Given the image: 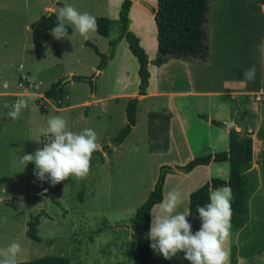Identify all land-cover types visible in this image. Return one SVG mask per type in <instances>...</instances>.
Masks as SVG:
<instances>
[{"label":"rangeland","instance_id":"obj_1","mask_svg":"<svg viewBox=\"0 0 264 264\" xmlns=\"http://www.w3.org/2000/svg\"><path fill=\"white\" fill-rule=\"evenodd\" d=\"M104 1L0 0V248L18 241L22 249L18 261L59 254L67 256L70 264H135L129 218L148 191L151 161L147 149V113L160 110V103L150 98L138 105L131 132L119 147L111 146L112 153L107 156L102 145L109 144V138L123 125L124 102L123 99H105L103 106L101 102L96 103V98L132 92L136 87V70L121 40L115 56L112 54L113 58L106 61L102 70H96L99 58L84 41L108 54V40L117 36V24L110 26L107 36L95 32L88 39L80 36L71 24H68L71 32L67 38L55 39L47 31L44 33L46 48L40 59L34 56L29 30L30 23L49 12V7L58 11L64 3L95 17H108L116 0H111L109 8ZM212 8L211 12L209 3V37L214 26L212 38L221 30V47L226 50L233 69L243 73L255 63L260 68L264 55L257 46L264 44V18L259 14L251 17L240 14L238 21L235 18L234 27L226 28L218 22L219 11ZM145 24L148 25L147 39L151 29L149 23ZM71 75L89 77L92 91L87 82L70 80ZM58 79L65 83L62 108L40 97L43 90ZM20 100L27 106L13 119L9 113ZM33 104L38 111L32 110ZM52 116L65 118L74 131L85 127L96 130L103 156L102 162L90 163L87 177L71 176L73 183L62 184L54 193L47 179L41 181L34 175L33 162L25 166L20 163L22 155L34 154L49 142L51 137L42 135L40 128L45 127ZM133 146L139 150L134 151ZM80 189L81 200H77ZM40 209L46 216L40 217L37 226L40 240L35 242L27 238L24 231L29 216ZM261 213L251 215L243 228L246 240L240 235L244 244L249 241L252 227L259 228L263 222ZM233 244L235 249L239 245Z\"/></svg>","mask_w":264,"mask_h":264},{"label":"crops","instance_id":"obj_2","mask_svg":"<svg viewBox=\"0 0 264 264\" xmlns=\"http://www.w3.org/2000/svg\"><path fill=\"white\" fill-rule=\"evenodd\" d=\"M120 2L121 0L115 1L114 10L107 14L108 17L114 19L117 17ZM104 3L109 8L111 0H105ZM209 3L211 12L212 6L219 11L218 22L226 28L236 22V17L238 21L240 14L250 17L252 14H259L264 18V7L253 0H215L214 3L213 0H209ZM145 4L155 7L156 0H131L127 12L128 29L138 38V43L143 48L147 59L152 60L156 53V28L152 14ZM49 9L52 8L49 7ZM211 15L214 16V14ZM215 17H213L214 21L216 20ZM145 22L150 24L149 29H151L150 37L147 39L145 33L148 25ZM221 25H218L219 28ZM213 32H215V26L209 37V51L205 63L170 58L159 66L151 63L147 64L148 84L145 88V94L137 95V106L150 98H154V101L157 100L160 103L159 107L161 109H166L170 113L168 150L165 152H149L151 171L147 193L153 188L158 168L161 165L174 167L184 164L193 157L227 149L228 137L224 129L211 124L208 120L199 118L197 114H205L209 119L212 118L222 123L226 120L232 122V126L236 131L242 132L245 130L250 134L252 160V168L250 169L254 170L256 182L247 199V220L242 228L231 229L227 246L234 254L235 262L233 264H260L261 261L264 264V251L248 256H243L240 253L246 240L241 230L249 222L250 216L255 215L257 212H263L261 214L264 217V171L257 162L258 154L264 148V142L255 135L256 132L264 130V59L260 62V68L256 63L253 65L256 69L254 80L246 81L243 73L233 69L234 66L227 60L226 50L221 47V41H223L222 36H220L221 30L218 34L220 38L218 36L212 38ZM120 40L119 42L125 44L127 54L134 60L136 70L135 58L127 49L125 40ZM119 42L115 45L113 57ZM215 43L218 46H215ZM135 78L137 85L136 74ZM135 95L136 87L129 93H112L107 97L96 98V103L101 102L104 106L105 99H123L124 102L126 98ZM147 108L150 107L147 106ZM227 175V161H211L205 165H196L188 172L168 171L163 176L161 200L150 208L149 227L151 214L158 211L159 203L169 191L178 190L182 193V200L176 211L185 212L187 211L190 191L199 187L211 177L226 179ZM240 234L245 238L244 242ZM233 242L239 244L238 247L236 245V249L233 248ZM183 257L184 253L178 252L167 260L169 264H190ZM253 260H255V263H252ZM229 264H231L230 261Z\"/></svg>","mask_w":264,"mask_h":264},{"label":"trees","instance_id":"obj_3","mask_svg":"<svg viewBox=\"0 0 264 264\" xmlns=\"http://www.w3.org/2000/svg\"><path fill=\"white\" fill-rule=\"evenodd\" d=\"M264 7V0H253ZM131 0H121L117 11V17L111 19L105 16H98L97 22L99 28L97 34L107 36L110 26L117 24L118 33L115 38L108 40L109 52L103 54L97 47L85 40L84 44L91 47L99 60L95 69L101 70L108 59L112 57L115 44L124 39L127 49L135 58L137 63L136 75V95L125 99L123 125L109 138V144L102 145V150L107 156L111 155V146H118L130 133L131 128L136 121L137 95L145 94V88L148 84L149 72L147 64L151 63L159 66L170 58H178L185 61L205 63L209 51V33H208V11L209 0H156V6L146 5L152 14L156 28V53L152 60H148L143 48L138 43V38L128 29L127 12ZM48 13V12H47ZM47 13L41 15L37 20L30 23V38L33 46L35 58L40 59L44 56L45 43L44 32L50 31L56 24V15L49 16ZM68 27V33L71 28ZM70 80L87 82L90 91H92V81L89 77L81 75H71ZM65 83L61 79L52 82L41 94V98L52 102L55 107L63 106ZM42 112L45 111L40 107ZM199 118L208 120L211 124L220 128H225V124L215 119H209L205 114H197ZM169 118L170 113L166 109L152 110L147 113V149L148 152H165L169 147ZM246 131H236L232 126L227 133L228 146L226 150L207 153L201 156L193 157L182 165H176L173 168L180 172H188L196 165H205L211 161H227L228 175L226 179L211 177L199 187L190 191L188 194V206L190 215L187 217L192 225V232L199 229L201 221L198 219L196 211L197 204L203 205L208 202L209 190L228 184L232 188V217L231 224L233 230L242 228L247 220V199L255 186V173L250 169L251 160V138L246 135ZM256 137L264 142V130L256 132ZM103 156L100 150L93 152L90 163L102 162ZM257 162L264 171V148L258 154ZM167 166L161 165L153 188L147 193L145 199L140 203L133 215L129 218V227L133 246L135 249V264H169L168 260L150 247L148 239L149 231V211L153 204L161 200V185L163 176L168 171L164 170ZM73 183L71 176L65 181L52 185L50 190L56 192L62 184ZM82 190L77 193V200H81ZM12 205L10 201H7ZM41 216L46 213L40 209L35 214L29 216L26 221L24 234L32 241L40 240L37 234V226ZM242 234L243 231L241 230ZM245 236V235H244ZM264 251V221L260 227H252L249 232V241L241 248V254L248 256L250 254ZM235 262L234 254L230 255V263ZM19 264H70V260L65 255L47 254L38 256L29 260L19 261Z\"/></svg>","mask_w":264,"mask_h":264},{"label":"clouds","instance_id":"obj_4","mask_svg":"<svg viewBox=\"0 0 264 264\" xmlns=\"http://www.w3.org/2000/svg\"><path fill=\"white\" fill-rule=\"evenodd\" d=\"M58 3V0H56ZM49 16L56 15V24L50 31L55 39L68 36V24L85 39L91 33L97 32V18L88 12H80L73 5L64 3L58 11L50 9ZM31 31V28H29ZM264 55V44L257 46ZM256 69L252 66L243 72L246 81L255 78ZM36 97L33 95L32 99ZM27 104L20 100L13 106L10 117L16 119ZM33 111L38 108L33 104ZM224 132H230L232 122L226 120ZM44 136L51 139L34 154H24L20 163L25 166L29 162L35 164L34 175L37 179H47L52 185L65 181L69 176L83 179L90 171V161L93 152L99 150V135L91 127L79 131L70 129L68 121L62 116H52L46 121V126L40 128ZM134 151L139 149L133 146ZM44 191H47L45 189ZM182 193L178 190L169 191L158 205V211L151 214L148 231L149 247L163 256L171 259L178 252L184 253V259L190 264H229L231 249L228 241L231 236V217L233 193L230 185L209 190L208 202L197 204L196 211L201 221L200 227L194 233L187 219L189 210L177 212L181 203ZM18 241H12L7 247L0 248V264H19L21 253ZM115 251V250H113Z\"/></svg>","mask_w":264,"mask_h":264},{"label":"water","instance_id":"obj_5","mask_svg":"<svg viewBox=\"0 0 264 264\" xmlns=\"http://www.w3.org/2000/svg\"><path fill=\"white\" fill-rule=\"evenodd\" d=\"M66 79H68V77ZM246 135H250V134L249 133H246ZM250 168H252V165H251ZM163 169L166 170V171H173V170H175L173 167H165Z\"/></svg>","mask_w":264,"mask_h":264}]
</instances>
